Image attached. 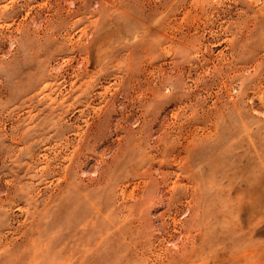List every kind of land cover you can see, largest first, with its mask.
I'll list each match as a JSON object with an SVG mask.
<instances>
[{
    "label": "rangeland",
    "instance_id": "374dc122",
    "mask_svg": "<svg viewBox=\"0 0 264 264\" xmlns=\"http://www.w3.org/2000/svg\"><path fill=\"white\" fill-rule=\"evenodd\" d=\"M0 264H264V0H0Z\"/></svg>",
    "mask_w": 264,
    "mask_h": 264
}]
</instances>
